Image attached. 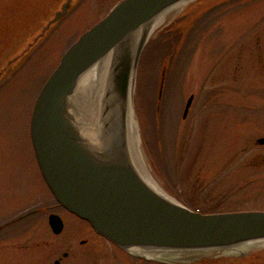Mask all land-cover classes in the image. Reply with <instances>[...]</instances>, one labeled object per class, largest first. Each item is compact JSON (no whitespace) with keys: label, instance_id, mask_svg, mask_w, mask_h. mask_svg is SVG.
Returning a JSON list of instances; mask_svg holds the SVG:
<instances>
[{"label":"rangeland","instance_id":"rangeland-1","mask_svg":"<svg viewBox=\"0 0 264 264\" xmlns=\"http://www.w3.org/2000/svg\"><path fill=\"white\" fill-rule=\"evenodd\" d=\"M56 1L0 0V68ZM117 1L74 0L1 79L0 223L41 211L0 232V264H165L119 248L60 208L53 211L64 228L53 233L46 206L54 199L29 134L35 98L62 54ZM133 102L142 159L159 188L202 212L264 209V165L241 167L254 151L242 148L264 135V0H189L170 9L141 51ZM248 250L188 255L183 264H264V246Z\"/></svg>","mask_w":264,"mask_h":264},{"label":"water","instance_id":"water-1","mask_svg":"<svg viewBox=\"0 0 264 264\" xmlns=\"http://www.w3.org/2000/svg\"><path fill=\"white\" fill-rule=\"evenodd\" d=\"M73 1L60 0L41 27L33 30L23 44L17 43L15 51L0 68V82L67 13ZM181 1L189 0L116 2L64 51L35 99L29 123L38 168L61 206L86 220L119 248L144 259L171 264H183L185 260L158 255L240 254L238 248L263 241L264 209L202 213L173 197L174 200L160 195L145 183L126 156L113 152L117 147L115 133L101 151L93 150L84 142L81 129L73 121L71 95L79 76L111 52L114 56L110 72L112 91L120 107L128 96L133 101L136 67L150 35L148 28L160 14ZM163 77L162 74L161 86ZM192 99L190 95L183 117ZM116 114L115 122L121 124L125 117L123 107ZM256 141L264 144V136ZM48 222L53 232L61 231L63 223L58 214L50 213Z\"/></svg>","mask_w":264,"mask_h":264},{"label":"bare ground","instance_id":"bare-ground-1","mask_svg":"<svg viewBox=\"0 0 264 264\" xmlns=\"http://www.w3.org/2000/svg\"><path fill=\"white\" fill-rule=\"evenodd\" d=\"M182 3L184 1L174 4L160 14L153 24L149 26V33L155 30L170 9ZM140 31L135 33L136 37H138ZM113 62L114 56L109 52L79 76L76 88L71 95V112L74 124L81 129L84 142L97 151H101L100 149L106 145L112 134L115 133L118 136L115 141L117 147H115L113 152L122 153L126 156L146 184L160 195L172 199L171 195L159 188L145 168L139 148V126L135 119V107L131 97L128 96L122 106L125 111L123 122L121 124L115 122L118 120L116 113L121 112L122 107L119 106L120 101L117 95L112 91V75L110 72ZM105 122H107V125L104 124ZM106 132L111 135H107ZM263 245L264 240H259L238 249H240V252H246L247 249L263 247ZM158 256L171 260H183L186 258V254L176 253Z\"/></svg>","mask_w":264,"mask_h":264},{"label":"flooded vegetation","instance_id":"flooded-vegetation-1","mask_svg":"<svg viewBox=\"0 0 264 264\" xmlns=\"http://www.w3.org/2000/svg\"><path fill=\"white\" fill-rule=\"evenodd\" d=\"M247 144H248L247 146H244L242 148L243 152L244 153H249L253 149H254V151L249 154L250 155L249 158L242 163L241 167L264 165V152L260 151V147H264V144H258L256 142V140L254 142L252 141L251 143H247ZM259 170H261V169H259ZM57 208H60L62 210H66L65 208L61 207L55 200H54L53 204H49V205L46 206V209L48 211H50V212H52L54 209L56 210ZM40 211H41V208L40 207H36V208H32V209H29V210L24 211V212H20V213L16 214L15 216H13V217H11V218H9L7 220H3L0 223V232L4 233V232H6V231H8L10 229L18 228V226H20L24 220H28V218H30V216H33V215L37 214ZM62 221H63V218H62ZM63 228H64V221H63L62 229ZM50 230H51V228H50ZM83 241L85 242L87 240L82 239L81 242H83ZM67 255H68L67 251H64L62 253V257H66ZM56 260L58 261L57 264H59L60 263V258L56 259ZM55 261H54V264H55Z\"/></svg>","mask_w":264,"mask_h":264},{"label":"trees","instance_id":"trees-1","mask_svg":"<svg viewBox=\"0 0 264 264\" xmlns=\"http://www.w3.org/2000/svg\"><path fill=\"white\" fill-rule=\"evenodd\" d=\"M199 264H214V261L209 260L207 262H200Z\"/></svg>","mask_w":264,"mask_h":264}]
</instances>
